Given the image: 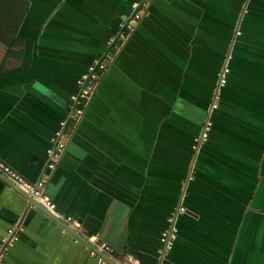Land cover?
<instances>
[{
  "label": "crops",
  "instance_id": "0c3cea01",
  "mask_svg": "<svg viewBox=\"0 0 264 264\" xmlns=\"http://www.w3.org/2000/svg\"><path fill=\"white\" fill-rule=\"evenodd\" d=\"M135 1H21L12 47L0 41V159L30 182L49 175L59 215L125 261L158 264L182 206L166 264H264V0H150L92 97L73 103ZM63 121L65 152L48 172ZM24 194L0 173V241L19 234L2 264H98Z\"/></svg>",
  "mask_w": 264,
  "mask_h": 264
},
{
  "label": "built area",
  "instance_id": "2783aa9c",
  "mask_svg": "<svg viewBox=\"0 0 264 264\" xmlns=\"http://www.w3.org/2000/svg\"><path fill=\"white\" fill-rule=\"evenodd\" d=\"M149 4L150 0H136L132 4L131 12L121 23L117 35L111 37L107 42V51L104 53L103 58L95 59L94 63L89 67L88 72L81 76V78L78 80L79 91L71 96V101L73 103L79 104L82 100H88L90 97H92L102 74L108 67L109 62L117 53L118 49L127 42L131 34L134 32L136 26L147 14ZM229 71L230 69L225 67L220 75L219 85L214 95L212 109H216L218 107L220 93L219 90L221 87L226 85L227 74ZM81 112V110H76L78 115H80ZM66 127L67 121H63L51 139V147L47 150L48 172L55 170L57 164L65 152L66 140L69 138L68 134L66 133ZM211 128L212 122L210 119H208L201 134L195 137L193 140L194 150H198L200 146L208 140ZM0 173L21 191L42 205L53 216L59 219L61 223V231L63 233H67L68 230L71 229L76 234L79 232V234L82 235L80 223L70 216L63 217L59 215L57 212V205L47 194L46 185L49 175H43L38 181L30 182L1 159ZM185 211V207L181 206L178 209H175L168 217V227L162 231L160 236V247L157 252L158 264H166L167 258L173 251L179 234L177 219ZM18 240V231H16L14 228H10L0 241V264H2L4 261V257L8 254V250L14 247ZM86 240L92 247H89L90 254L96 258L98 264H111L112 262L115 264H135L133 259H129L128 261L123 260L119 255H117L112 246L107 244L105 241L100 240L96 236L86 237ZM74 242L79 243L80 239L75 236Z\"/></svg>",
  "mask_w": 264,
  "mask_h": 264
},
{
  "label": "trees",
  "instance_id": "16d2710c",
  "mask_svg": "<svg viewBox=\"0 0 264 264\" xmlns=\"http://www.w3.org/2000/svg\"><path fill=\"white\" fill-rule=\"evenodd\" d=\"M21 1L22 0H0V15L3 17H8L12 18V26H5V25H0V41L5 44L7 47L11 48L13 45L12 40H6V38L14 37L16 34V29H17V24L19 23L20 19L23 16L24 13V8L21 6ZM5 2H13V13H11L10 9L7 8L5 9ZM12 14V15H11Z\"/></svg>",
  "mask_w": 264,
  "mask_h": 264
},
{
  "label": "water",
  "instance_id": "95a60500",
  "mask_svg": "<svg viewBox=\"0 0 264 264\" xmlns=\"http://www.w3.org/2000/svg\"><path fill=\"white\" fill-rule=\"evenodd\" d=\"M16 189H17L18 191H21L18 187H16ZM21 193L24 194L23 191H21ZM24 195L29 199L30 206L33 205L34 207H37L38 209H40V210L46 212L47 215H49L52 219H56V217L53 216L49 211H47L42 205H40L39 203L35 202L34 199H33L32 197L27 196V194H24ZM59 223H60V222H59ZM69 232H70L72 235L76 236L78 239H80L82 242H84L85 244H87L90 248H92L91 245H90V244H89V243H88V242H87V241H86L81 235L76 234V233H75L73 230H71V229H69ZM111 264H115V263L112 262Z\"/></svg>",
  "mask_w": 264,
  "mask_h": 264
}]
</instances>
